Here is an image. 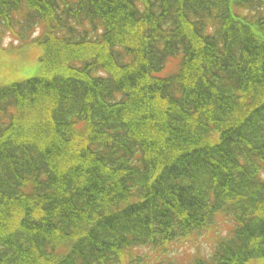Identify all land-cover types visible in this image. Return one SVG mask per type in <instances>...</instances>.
Here are the masks:
<instances>
[{"label":"trees","instance_id":"1","mask_svg":"<svg viewBox=\"0 0 264 264\" xmlns=\"http://www.w3.org/2000/svg\"><path fill=\"white\" fill-rule=\"evenodd\" d=\"M10 13L42 54L0 85V264H163L143 249L218 214L234 227L188 264L264 259V0H0ZM89 170L110 180L92 195ZM68 178L85 184L50 210Z\"/></svg>","mask_w":264,"mask_h":264},{"label":"rangeland","instance_id":"2","mask_svg":"<svg viewBox=\"0 0 264 264\" xmlns=\"http://www.w3.org/2000/svg\"><path fill=\"white\" fill-rule=\"evenodd\" d=\"M23 17L19 19L12 13L0 17V85L14 82L39 71L38 59L42 54V49L36 43H31L30 40L37 36L38 27L34 26L29 31L30 36L27 41L20 40V22L24 19ZM173 65L172 62L169 66ZM232 225L231 219L224 215H218L212 226L198 233H192L182 242L169 244L164 252L160 253L158 249L150 248L143 249V252L147 254L148 258L151 257L150 259L163 264H186L188 259L197 252L201 255H209L217 240L227 235L232 229ZM158 255L159 257H157ZM252 264H264V260L255 261Z\"/></svg>","mask_w":264,"mask_h":264},{"label":"bare ground","instance_id":"3","mask_svg":"<svg viewBox=\"0 0 264 264\" xmlns=\"http://www.w3.org/2000/svg\"><path fill=\"white\" fill-rule=\"evenodd\" d=\"M140 70L142 72L150 75V71H149V68L147 67V65L140 66ZM136 117L137 116H135V118ZM156 118L159 119V123L163 122V118L160 115H158V117H156ZM183 118L187 122L190 121L189 118H187V117H183ZM148 127H151V125H149ZM195 135L197 136V139L199 138L198 139L199 140L198 144H201L203 142L202 137L199 136V135H197V134H195ZM224 136H226V139L228 140V142H230L232 144V146L234 147V149H236V147L239 148L240 145L242 144V140H240V139L239 140L238 139L235 140L234 139V136L231 135V134H229V133H225ZM95 139H101V136L98 135V136H96ZM96 141H98V140H96ZM98 142L101 143L102 141L99 140ZM235 142H236V144H235ZM188 147L189 148H192L193 146L188 143ZM194 147H196V146H194ZM202 150H203V148H202ZM205 152H206V149L203 150V151H201V153H203V154ZM59 158L61 159L62 157H59ZM72 171H74V170H71V172ZM99 172H95V171L89 170L84 175H82V177L83 178H86V180H87V186L91 190V193H90L91 195H92V193H94L96 191V189L98 187L102 186L103 183H105V184H109L110 183L109 178L108 177H105L107 175L106 172L103 171V170H100ZM66 175H67V172H66ZM71 183H73L74 185H77V186H82V184H85V180H83L82 183H81L78 180H73V179H69L68 178L67 181H66V184H67L66 186H62V187L60 186L59 189H57L56 191L55 190L53 191V197H56V198L54 200H52V201L49 202V208H50V210L51 209L52 210L53 209H56L55 207H56V205L58 203L57 201H59L63 197L67 196L69 198V196L71 195V192H73V190L75 188ZM62 195H64V196H62ZM87 195H88V197L90 196L89 194H87ZM68 198L67 199H63V200H66L67 201ZM39 203L40 202H38L37 204H39ZM9 210L10 209H8L7 207L0 208V216H5L8 213ZM27 211H29V210H26L25 209L24 211H22V210L18 209V210H16L15 213L14 212L13 213H14L15 217H25V216H28V214H29ZM51 216H52V219L57 218V215L54 214V213H51ZM23 219H28V218H23ZM0 259H4L7 263H10V257H8L7 254H5L3 256H0Z\"/></svg>","mask_w":264,"mask_h":264}]
</instances>
